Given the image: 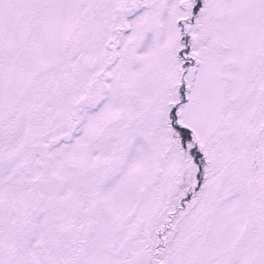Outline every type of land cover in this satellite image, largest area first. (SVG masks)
<instances>
[{
    "label": "snow or ice",
    "instance_id": "1",
    "mask_svg": "<svg viewBox=\"0 0 264 264\" xmlns=\"http://www.w3.org/2000/svg\"><path fill=\"white\" fill-rule=\"evenodd\" d=\"M0 264H264V0H0Z\"/></svg>",
    "mask_w": 264,
    "mask_h": 264
}]
</instances>
